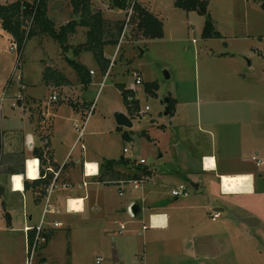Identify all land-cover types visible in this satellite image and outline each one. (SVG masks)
I'll return each instance as SVG.
<instances>
[{
  "label": "rangeland",
  "instance_id": "1",
  "mask_svg": "<svg viewBox=\"0 0 264 264\" xmlns=\"http://www.w3.org/2000/svg\"><path fill=\"white\" fill-rule=\"evenodd\" d=\"M24 1L33 4L37 0ZM136 1L163 21L162 38H142L130 25V11L133 13ZM206 1L207 12L203 13L177 7L176 0H128L126 10L109 0H92L93 12L101 11L112 34L117 23H124L118 44L104 48L112 62L105 73L93 53L83 47L86 27H78L69 36L68 50L39 32L23 48L12 51L15 41L0 22V97H5L0 108L1 140L11 135L9 126L22 124L23 106L12 105V98L23 84L27 85L25 104L31 95L39 97L38 103L47 104L51 93L45 90L42 77L47 67H52L70 81L67 88H57V94L79 102L82 108L74 112L65 102L61 114L67 123L59 135L70 132L71 137L77 136L72 122L66 119L70 114L82 125L88 120L83 142L88 154L101 159V170L107 159L126 158L152 171L149 177L141 176L145 181L140 189L128 184L123 195H119L118 185L87 179L89 185L79 192L92 194L87 200L88 208H93L90 212L96 215L103 211L107 216L67 213L66 205L61 214L48 215L46 226L55 218L61 222L57 241L52 248L49 245L51 264H63L65 258L69 264H114L115 253L118 264H264V175L258 176L264 174V0ZM46 2L56 30L76 18L70 0ZM30 23L25 20L27 29ZM206 29L218 35L206 37ZM71 61L90 65V75L95 71L90 83L80 85ZM135 72L140 74L142 84L136 83ZM154 82L159 84L156 94L147 90ZM121 85L126 93L135 88L137 101L128 106ZM166 96L179 101L174 115L165 114L161 100ZM147 105L150 110L140 114ZM120 112L130 117L132 126L118 123ZM242 145L245 151L248 149L243 154ZM124 148L129 151L124 152ZM79 149L71 159H76ZM213 150L220 159L221 171L249 169L257 173L252 193H221V179L216 172L203 170L200 160L204 152ZM67 151V147L57 145L58 156L65 157ZM13 154L12 165L19 166L23 153ZM133 165H121L119 169L141 175V170L135 169L137 163ZM173 169L179 172L171 173ZM192 182L199 183L200 189H195ZM180 184L186 186L188 196L172 195V189ZM149 190H154V196L146 201ZM61 191L57 188L53 196ZM15 196L19 195L11 193L10 185L0 196V264H25L21 260L27 257L23 232L13 231L8 225L6 212L14 213L15 219L18 213L11 207ZM97 196H104L114 206L95 207ZM130 202L139 203L138 216L130 213ZM29 205L38 224L43 207ZM215 208L224 211L213 220ZM157 211L169 216V224L163 229L150 226V213ZM232 212L257 217L260 223L250 226ZM70 223L71 231L67 226ZM122 223L126 229L120 233ZM98 257L103 258L100 263L96 262Z\"/></svg>",
  "mask_w": 264,
  "mask_h": 264
},
{
  "label": "crops",
  "instance_id": "2",
  "mask_svg": "<svg viewBox=\"0 0 264 264\" xmlns=\"http://www.w3.org/2000/svg\"><path fill=\"white\" fill-rule=\"evenodd\" d=\"M106 57L109 58L107 54H106ZM83 64L87 65V67H90V65L86 62L85 63L83 62ZM94 75H91V81ZM83 84H87V83L81 82L80 85H83ZM69 85L70 84L57 86L53 82L46 84L45 81L43 80V86L45 90L51 93V95L47 99V104L44 105L43 103H38L39 97L38 96L34 97L32 95L30 96V100L27 101L28 105L25 104L24 102H20L19 105L23 106V108H21V113L23 115L21 117L22 124L15 128H12V126H9L11 135L8 134L5 140L3 139L1 140L0 138V154L3 157L2 161L0 159V161L2 162V164L0 165V167L2 168L0 172V185L4 186L5 193L7 190V186L10 185L11 193L19 195V196L14 197V201L11 204V207L17 208L16 212L18 213L16 215V219H15L14 213L6 212L8 219H9L8 225L11 227V230L13 231L23 232L25 246H26L25 227L37 225V223L35 222V214L34 212L29 211L30 205L28 206V203H34L37 206L43 207L42 214L40 216V220H41L43 211L46 207V194L49 190L48 188L47 192L43 195V197L40 200L37 199V196H36L37 194L34 191H32V189L25 190V186H24L25 180H29V181L35 180V179H29L28 177V161L30 159H36L39 161L37 178L41 176V165H40L41 161L34 154L35 148H39L43 152V158L45 160L44 169L46 173H51L53 175L52 181L55 178V174L59 173L58 183H59V187L62 189V191L58 195L53 196L54 191L57 189L56 188L53 191L51 199H50L51 200L50 209L58 210L59 213L49 212L46 215V219L48 215L50 214L51 215L61 214L60 210L63 209L64 205L67 206V210H66L67 213L73 212V213H77L78 215H85L88 212L87 217L92 216L95 218L96 216L98 217L99 215H101L102 217L107 216V213L106 212L104 213L103 211L97 213L96 215H94L93 212H90V210H93V208H88L87 200L92 194L88 195L87 192H85L84 194H81L79 191L83 190L85 187L89 185V182L87 181V179H92L96 184L103 183L106 185H117L115 184L116 181L124 178V177L110 178V176L101 178V171H103V169L101 170V165H100L101 159L99 157L91 156L90 154H88V146L86 142H83L84 141L83 138L87 135L86 129L88 127V120L85 121V124H86L85 134L82 138V141L79 142L78 144H76L77 139H78V132L76 130V125L78 123L79 124L81 123L77 121L76 117H72L71 114L66 119L72 122V126L74 128L73 130L77 132V136L71 137L70 132L69 133L64 132L62 133V135H59L61 134L59 131L60 128H62V126H64V124L67 123L66 120H64L63 118V114H61V112L63 111V106L66 105L65 102L68 103L67 105L69 106V108H72L74 112H80L82 109L79 102L77 104L78 109H75L73 105L71 104L72 102L71 100H69L68 98L59 96L57 94V91H56L57 88H62V89L67 88ZM26 91H27V85H26ZM53 94L58 95V100L56 101L52 100L51 97ZM171 98L172 97H170V99ZM178 104H179V101L175 99L174 114H175L176 105ZM9 121L10 123H14L13 120H9ZM1 137L3 136L1 135ZM55 143H57L58 146L68 148V151L65 157L58 156L57 145H55ZM82 144H84V148L82 147ZM78 147L80 149L77 152L76 159H71L73 157L72 154L76 151ZM245 148L246 146L242 145L240 153L243 154L244 152H247L248 149L245 151ZM18 151L22 152L23 155L21 157V160L19 161V166H15V165H12L13 164L12 162L14 161L13 159L15 157L13 153H17ZM255 153L256 155H258L259 151H256ZM210 157L214 158L216 165L214 164V166H212L211 168H206L205 158L208 159ZM252 159L257 160L256 156H253ZM200 160L202 163L203 170L210 171V172H216V176H218V178L221 179V193L222 194H232V195L243 194V193L250 194L254 191L255 184L257 181V173L254 172L253 170L244 169V170L234 171V172L221 171L220 159L218 155L216 154L215 150L211 152L209 151L206 153L204 152ZM243 160L249 161L250 159H246L244 157ZM258 162L259 161H257V164H256L257 166L260 164V163L258 164ZM86 163L88 165L95 164L97 166V170L94 171V173L86 174L85 173ZM120 166L121 165H117L116 170L120 171L119 169ZM21 171H24V173L23 172L21 173ZM120 172H121L120 175L125 174V172H122V171ZM176 172H179V171L173 169V172L171 173H176ZM16 174L17 176H15ZM238 174H247V175L252 176L253 190L251 192L240 191V193H226L223 190V186H222V176L238 175ZM263 175L264 174H259L258 176L263 177ZM12 177H13V183H12ZM64 184H68V186L65 187ZM70 186H73L72 190H65V188L68 189ZM200 187L201 185L199 184V188L197 190H199ZM153 192L154 190L148 191L147 195H145L146 201H148V199L151 200V198L154 196ZM119 195H121L120 192H119ZM0 196H3V195H0ZM96 202H97V205H96ZM96 202L94 203L95 207L100 206V205H104V207L114 206V205L112 206L110 202L104 196L103 198L102 196H97ZM133 203L134 202H130L129 207H131ZM135 203L138 205L139 212H140L141 207L139 203L137 202ZM73 204H76L77 206L76 209L75 208L72 209ZM68 206L70 208H68ZM158 209H160V206L158 207ZM218 211L221 212L224 210H218ZM87 217L84 219H87ZM153 217H158V218L154 220ZM19 218H21V221H19ZM56 222L59 223L58 226L55 225ZM168 224H169V216L166 212L157 211V212L150 213L151 228H154V229L162 228L163 229ZM60 225H61V222H59L56 218L54 219V221L52 220L49 221L47 226L45 225V235H46L47 240L43 242L41 245L43 247H42L41 252L38 255L37 262H36L37 264H51L50 261L52 259L51 257L52 252L50 250V247L52 248L53 242L57 241L56 239L58 238L57 237L58 233L56 230L57 228L60 227ZM67 226L69 227V231H71L72 223L68 224ZM125 229H126V225L122 223L120 225L119 232L122 233L123 230ZM44 251H45V254H44ZM24 253L26 254V247L24 249ZM25 260L26 258H23L21 260L22 263L23 262L25 263ZM67 260L68 259L65 258L63 261V264H69ZM117 260H118V255L115 253L113 263L118 264Z\"/></svg>",
  "mask_w": 264,
  "mask_h": 264
},
{
  "label": "trees",
  "instance_id": "3",
  "mask_svg": "<svg viewBox=\"0 0 264 264\" xmlns=\"http://www.w3.org/2000/svg\"><path fill=\"white\" fill-rule=\"evenodd\" d=\"M116 4V6L122 10H126L129 6L128 0H109ZM73 8V14L76 16L75 19L61 26L60 30H56L54 22L48 17L47 2L46 0H37L35 3H29L24 0H17L10 4L0 3V22L3 28L9 32L13 37V40L18 44L19 48H23L26 42L37 35L39 32L46 33L52 38L57 40L64 50H68L67 44L69 36L77 32L78 27H86L87 41L83 45L86 50L91 51L96 59L99 69L105 73L110 65V59L105 55V46L108 44L117 45L118 39L123 32L124 23L119 22L115 25L116 33L112 34L109 30V23L101 15V11L93 12L92 0H70ZM208 2L205 0H176V6L185 10H196L199 12H207ZM25 20L30 21V26L27 29L25 26ZM131 26L140 32L142 38L146 39H157L164 36V23L155 15L149 8H146L140 2L136 1L131 15ZM218 33L212 32L210 29H206V37L217 36ZM107 37L109 39H107ZM77 51V49H76ZM79 53V49L77 51ZM72 67L76 70L78 77L82 83L91 82V75L86 65L80 64L75 61H71ZM43 80L46 84L55 83L57 86L70 84L68 78L57 69L47 67L43 73ZM123 90L124 98L128 106L130 102L127 100V93L123 89L124 86H120ZM159 89V84L154 82L148 86L147 90L156 94ZM137 101V100H135ZM75 109L77 103L71 102ZM172 112L174 114L175 99L171 98L170 102ZM34 154L41 161V176L35 180H25V190L34 191L37 195V199L40 200L43 195L47 192L53 175L46 173L44 169L45 160L43 158V152L39 148L34 149ZM135 163L130 159L123 158L122 160H106V164L103 166L101 171V178L110 176L115 177H128V178H140L141 176L149 177L152 175V171L146 167H141L137 164L135 169L141 170V175L134 174H121L120 171L116 170L117 165H125L132 168ZM24 171H21V173ZM20 173V172H19ZM33 235V232H31ZM46 236V235H45ZM47 240V238H46Z\"/></svg>",
  "mask_w": 264,
  "mask_h": 264
},
{
  "label": "built area",
  "instance_id": "4",
  "mask_svg": "<svg viewBox=\"0 0 264 264\" xmlns=\"http://www.w3.org/2000/svg\"><path fill=\"white\" fill-rule=\"evenodd\" d=\"M132 14V10L130 11V15ZM125 32V31H124ZM120 45V44H119ZM19 48L18 44L15 42V44L13 46H11V50L14 51L15 49ZM112 65V62L110 64V66ZM109 66V67H110ZM109 69V68H108ZM108 73V72H107ZM106 73V74H107ZM91 74L94 75L95 71L91 70ZM134 75L137 77L136 79V83L137 84H142V78L140 76V74L138 72H135ZM136 89L132 88L130 90H127V100L128 102L132 103L133 101L137 100L136 99ZM26 85L23 84L21 91L12 98V105L15 104H19L20 102H24L26 99ZM52 100L56 101L58 100V95L53 94L52 95ZM5 100V97H0V108H2V104L3 101ZM148 110H150V106H146L145 109L140 111V114H144L146 113ZM85 128H86V124L84 123L82 124H77L76 125V130L78 132V139H77V143L82 141V138L85 134ZM82 147L84 148V144H82ZM128 148H124V152H128ZM138 164V161H135ZM141 163V162H140ZM143 163V162H142ZM260 162H258L259 164ZM85 173H88V169H87V163L85 164ZM14 177V176H13ZM13 177H12V183H13ZM58 177H59V173L55 174V178L53 179L49 190L46 194V207L43 211V215L42 218L40 220V222L35 225V226H27L25 227V235H26V260H25V264H35L36 263V257H37V252L38 249L40 247V244L46 241V236H45V225H46V215L49 212H54V213H59L58 210H53L50 209V199L52 196L53 191L59 187V183H58ZM145 181V179L143 177L140 178H122L118 181H116L115 184H117L119 186L120 189V194L123 195L124 194V188L126 185L130 184L133 186V188L135 190H138L142 187V183ZM86 184V183H85ZM65 187L68 186V184H64ZM172 195L174 197H181V196H188L189 192L188 189L186 188V186L184 184H180L179 186H176L175 188L172 189ZM68 208H70L68 206ZM221 216V212L216 210L214 215L212 216V219L215 220L216 218ZM56 226L59 225L58 222L55 223ZM147 228L146 225H144L143 229L145 230ZM31 232H33V235H31ZM103 260L102 257H98L97 258V263H100Z\"/></svg>",
  "mask_w": 264,
  "mask_h": 264
},
{
  "label": "bare ground",
  "instance_id": "5",
  "mask_svg": "<svg viewBox=\"0 0 264 264\" xmlns=\"http://www.w3.org/2000/svg\"><path fill=\"white\" fill-rule=\"evenodd\" d=\"M206 168H211L215 164L214 158L210 157L206 159ZM38 164L39 161L36 159H30L28 161V177L29 179H36L38 177ZM216 165V164H215ZM88 173H94L97 170L95 164H87ZM222 186L226 193H240V191L253 190L252 176L247 174L238 175H224L222 176ZM76 204H73L72 209H76ZM156 220L158 217H153ZM156 223V222H155ZM155 225V224H154Z\"/></svg>",
  "mask_w": 264,
  "mask_h": 264
},
{
  "label": "water",
  "instance_id": "6",
  "mask_svg": "<svg viewBox=\"0 0 264 264\" xmlns=\"http://www.w3.org/2000/svg\"><path fill=\"white\" fill-rule=\"evenodd\" d=\"M169 77V75H168ZM170 97L166 96L161 100V104L164 106L165 108V114L169 115L172 112L171 109V105H170ZM117 121L120 125H128V126H132V122L131 119L128 115L124 114V113H117ZM192 185L194 186L195 189L199 188V183L197 182H192ZM5 193V188L3 185H0V195H4ZM215 210H224L223 208H216ZM130 213L132 214V216H137L139 213V207L136 203H133V205H131L130 207ZM232 214L234 216L237 217V219L241 222H244L250 226H256L259 223V219L257 217L254 216H240L234 212H232Z\"/></svg>",
  "mask_w": 264,
  "mask_h": 264
}]
</instances>
